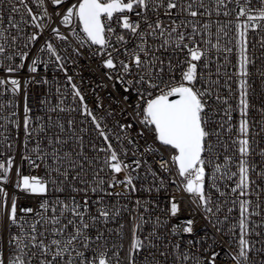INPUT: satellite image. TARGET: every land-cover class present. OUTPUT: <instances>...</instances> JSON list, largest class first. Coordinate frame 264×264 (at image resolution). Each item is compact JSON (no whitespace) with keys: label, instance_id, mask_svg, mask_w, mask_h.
<instances>
[{"label":"snow or ice","instance_id":"snow-or-ice-1","mask_svg":"<svg viewBox=\"0 0 264 264\" xmlns=\"http://www.w3.org/2000/svg\"><path fill=\"white\" fill-rule=\"evenodd\" d=\"M250 32L264 51V0H0V264H168L169 256L173 264H218L222 252L231 264H256L253 253L264 255V241L256 248L253 240L264 236V103L250 101ZM86 55L99 60L119 116L95 114L68 75V64ZM50 67L82 107H65L61 94L55 105L39 101L43 115L33 113L28 89L51 85L41 75ZM257 72L264 82V66ZM58 112H79L80 126ZM13 131L23 133L19 163ZM209 165L221 200L205 191ZM220 180L234 186L220 191ZM166 182L202 209L221 241L185 247L168 239L198 229L194 218L180 220L176 195L156 214L151 197ZM17 193L37 198L38 208L20 206Z\"/></svg>","mask_w":264,"mask_h":264},{"label":"built area","instance_id":"built-area-1","mask_svg":"<svg viewBox=\"0 0 264 264\" xmlns=\"http://www.w3.org/2000/svg\"><path fill=\"white\" fill-rule=\"evenodd\" d=\"M215 20V17H213ZM223 19V18H221ZM249 46H248V54L250 57L255 58V66H250V72L253 73V75L249 78L250 82V101L254 102L256 107L259 108V106L264 103V82H262L257 69L264 66V51L260 48V34L259 33H249ZM58 45H62V42L57 41ZM61 51H63V47L61 46ZM47 59V57H45ZM231 64L227 65V71L229 74H231L234 69L232 67V64L235 63V56H230ZM220 63L223 64V59L220 60ZM68 75H72L74 77V82L77 84V86L80 88L82 95L84 96V103L88 105L90 109L93 110V112L97 115H105V113L108 110H116L117 116H119V110L118 105L116 103V100L113 99L112 95H110L111 88L110 87H104L105 83H108L104 80L102 76L103 69L100 67V62L98 59L89 58L87 55L80 57L75 64H68ZM24 77L26 78L29 74L27 71H24L23 73ZM41 75H47L48 79L52 81L51 85H32L29 87V103L32 106L33 113L36 115H43V113L40 111L39 107V101L47 97L50 104L55 105L59 102V99L61 98V94L66 97L65 99V107H77L80 108L82 105L80 104L78 98L73 101V97L71 96V90L70 85H67V82L64 77L63 72H58L54 68H48V69H41ZM226 79V77H225ZM229 84L233 85V88L235 89V84L233 81H229ZM59 87L61 89V93L58 94L56 92V88ZM223 92H227V89H223ZM19 102V101H18ZM235 106L236 98L233 97V99L230 101ZM98 104H103V108L97 107ZM17 111H21L20 108H17ZM61 120L66 121L68 118L75 117L77 120V126H80V120L83 119L79 112H73L71 114L64 112V113H57ZM250 118L259 119V114L256 111H253L250 113ZM216 119H219V117H216ZM239 119L238 112L233 113V122L235 123ZM105 120L109 127H111L115 121L112 119V117H105ZM85 127H89V125L85 124ZM13 136L17 138V148L13 149V153L16 155V161L17 163L20 162V152L22 150L19 149V141L23 139V133L20 132L17 134V132L13 131ZM65 135H68L66 133ZM89 137H85V142L87 143V140ZM223 139V137H222ZM142 143V142H141ZM73 147L75 144L72 145ZM162 154L167 156L166 152H163ZM222 152L223 149L217 155H221V160L219 162L222 163ZM257 161H259V157H256ZM216 161L214 160L213 163ZM148 163L151 164L154 168L156 167L153 158L148 157ZM235 170V169H233ZM22 171L27 174L29 172V168L27 166V163L25 162L22 166ZM38 171V170H36ZM15 174V168L13 169V176ZM42 174V173H41ZM166 178V181H170L174 179L175 177H169L167 174H163ZM211 175H212V166L209 165L207 168V176H206V183H205V191L208 194H211L213 196V200H221L222 198L219 197V192H216L215 189H212L210 187L211 185ZM219 175V173L217 174ZM228 186H225V181L220 180L218 181V186L220 188V191L228 192L229 188L231 186H234L232 182H227ZM147 186V182L145 184ZM264 187V185H261ZM166 190H161V192L156 193L153 192L151 199L154 201L159 202V208L155 209V212L157 215L160 214V209H163L165 206L168 205V197L170 195H176L177 199L183 200V211L180 216V220L184 221L189 218H194L196 221V228L198 231L195 233L194 237L189 236L188 234H181L179 236H176L173 238L172 236H169L168 239L172 241L173 243H180L182 241L183 245L186 247L188 245V241L190 239H194L195 241H200L201 239H206V243L210 242V240L214 239L217 241H221L222 236L221 233H217L215 228L213 227V224L209 222L208 219L205 218V214L203 213L202 209L200 211H196L195 205H190V197L186 193H182L177 191L175 186H173L171 183L166 182L165 184ZM10 193L12 192L11 186H9ZM19 196V205L20 206H27V207H34L38 208V201L37 198L32 196H26L23 193H17ZM50 197L53 199L56 197H60L61 199H64V197L69 195V192L64 193H57V192H50ZM72 195H77L73 193ZM135 195H143L147 198V193H138ZM79 195H77V199H79ZM134 199V197H133ZM230 197L229 202L227 204L222 203V212L219 213V217L221 220L224 219V215L227 214V208L231 207L230 203ZM252 199H255V196L252 197ZM121 204H128V206L131 208L133 205L130 200H121ZM232 217L236 218L238 217V207L235 208L232 212ZM257 222H259V218H255ZM120 223L125 224V233H126V239H125V248L127 247V233L128 228L130 225L129 221V213H123V215L119 218ZM109 227H117L115 223H112L109 225ZM264 231V229H262ZM225 232H227V228H225ZM228 237L224 236L223 239L226 240ZM253 240L255 242L256 248L261 247V241H264V236L262 237H253ZM161 243H164L162 241ZM226 247V245H225ZM217 251H220V244H217ZM253 259L256 261V264H261V261H264V255H257L256 253H253ZM168 264H173L172 257H168ZM218 264H231V261L229 260V257L225 253H221L220 259L218 260Z\"/></svg>","mask_w":264,"mask_h":264}]
</instances>
